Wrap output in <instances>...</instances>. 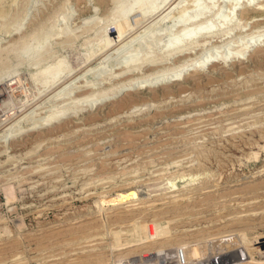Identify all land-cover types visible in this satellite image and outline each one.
<instances>
[{
  "label": "rangeland",
  "instance_id": "374dc122",
  "mask_svg": "<svg viewBox=\"0 0 264 264\" xmlns=\"http://www.w3.org/2000/svg\"><path fill=\"white\" fill-rule=\"evenodd\" d=\"M257 2L264 0H160L146 16L128 15L122 33L114 0H0V92L9 101L0 112V264L96 257L111 264L133 246L148 250L137 246L144 242L174 237L173 247L228 231L255 239L238 241L249 250L264 242V5ZM179 35L188 40L176 47L186 49L171 56L167 45ZM60 60L69 69L61 79ZM188 62L196 65L180 82H158ZM149 74L152 87L92 106L96 95ZM65 105L80 112L41 134L29 130ZM128 112L135 117L116 121ZM138 197L143 203L104 214L96 226L72 224L96 204ZM135 227L148 236L139 243Z\"/></svg>",
  "mask_w": 264,
  "mask_h": 264
},
{
  "label": "bare ground",
  "instance_id": "6f19581e",
  "mask_svg": "<svg viewBox=\"0 0 264 264\" xmlns=\"http://www.w3.org/2000/svg\"><path fill=\"white\" fill-rule=\"evenodd\" d=\"M99 1H102V0H99ZM115 1V6H114V11H113V14L112 15H114L115 17H113V19H115V20H117L116 21V23L118 24V29L119 30H121V29H123L121 32L123 33L124 32V29H125V31H126V27H127V24H126V21H127V17H128V15H130L132 12H140L141 14H143L144 16H146V15H148V13L152 10V9H154L155 10V6H157V4L159 3V1L160 0H131V2H129V3H127V5L126 6H120L118 3L116 4V2L118 1H120V0H114ZM258 1V0H257ZM162 2V1H161ZM160 2V3H161ZM164 2V1H163ZM162 2V3H163ZM198 2V1H197ZM252 2V1H251ZM254 2H256V0H254ZM245 3V2H244ZM164 4V3H163ZM251 4V3H250ZM159 5H161V4H159ZM255 5H256V9H259V8H261L260 6H262L263 7V5H264V3H259V2H257V3H255ZM259 5V6H258ZM249 7V6H248ZM259 7V8H258ZM156 8H158V6L156 7ZM171 8V7H170ZM154 10H152V12L154 11ZM171 10V9H170ZM67 11V10H66ZM183 11H185V10H183ZM182 11V12H183ZM235 11V10H234ZM169 12V11H168ZM1 14V13H0ZM150 14V13H149ZM169 14V13H168ZM183 14L184 13H182V16H183ZM153 15V14H152ZM180 15V14H179ZM56 16V15H55ZM142 16V15H141ZM143 16V17H144ZM181 16V17H182ZM19 18V17H18ZM25 18V17H24ZM21 19V18H20ZM37 19H39V18H37ZM57 19V18H56ZM24 20V19H23ZM22 20V21H23ZM46 20H48V18L46 17ZM143 20V19H142ZM166 20V19H165ZM168 20V19H167ZM39 21V20H38ZM90 21V20H89ZM141 21V20H140ZM180 21V20H179ZM183 21V20H182ZM31 22V21H30ZM35 22V21H34ZM46 22V21H45ZM57 23V22H56ZM88 23V22H87ZM138 23H139V20H138ZM183 23V22H182ZM44 23L42 22V25H43ZM85 24V23H84ZM22 25H23V22H22ZM21 25V26H22ZM31 25V24H30ZM41 25V22H39L38 24H37V26H40ZM53 25V24H52ZM87 25H89V24H87ZM94 25V24H93ZM179 25V24H178ZM194 25V24H193ZM219 25V24H218ZM29 26V25H28ZM43 26H45V24L43 25ZM42 26V27H43ZM54 26V25H53ZM91 26V25H90ZM204 27V26H203ZM202 27V28H203ZM208 27V26H207ZM51 27H49V30L51 31V29H50ZM150 28V27H149ZM39 29V28H38ZM37 29V30H38ZM40 29H41V26H40ZM57 29V28H56ZM148 29V28H147ZM158 29V28H157ZM204 29H206L207 30V28H205L204 27ZM33 30H36V29H33ZM36 30V31H37ZM42 30V29H41ZM40 30V31H41ZM72 30V29H71ZM118 30V32L119 33H121L120 31ZM144 30V29H143ZM151 30V29H150ZM195 30H197V29H195ZM194 30V31H195ZM58 31V30H57ZM198 31V30H197ZM201 32H202V30H200ZM208 31H209V28H208ZM207 31V32H208ZM38 32V31H37ZM64 32V31H63ZM70 32H72V31H70ZM117 32V33H118ZM131 32V31H130ZM205 32V31H204ZM203 32V33H204ZM41 33H42V31H41ZM48 33V32H47ZM51 33H53V34H55V33H57V32H51ZM50 33V35H52ZM58 33H59V31H58ZM57 33V34H58ZM74 33V32H73ZM125 33V32H124ZM139 33V32H138ZM193 33V34H192ZM191 34L192 35H194V33H198V32H192ZM30 34V33H29ZM32 34H34V31L31 33V35ZM40 34V33H39ZM61 34V33H60ZM66 34V33H65ZM70 34V33H69ZM191 34H190V36H191ZM201 33H199L198 35H200ZM209 34V33H208ZM36 35V34H35ZM38 35V34H37ZM37 35H36V37H37ZM102 36L104 35V34H101ZM122 35V34H121ZM138 35V34H137ZM150 35V34H149ZM202 35V34H201ZM30 36V35H29ZM29 36L27 37L28 38V41L30 40L29 39ZM53 36V35H52ZM52 36H50L51 38H52ZM55 36V35H54ZM66 36V35H65ZM68 36V35H67ZM123 36V35H122ZM152 36V35H151ZM195 36H196V34H195ZM258 36V35H257ZM25 37V36H24ZM35 37V38H36ZM40 37H41V35H40ZM46 37V36H45ZM142 37H143V35H142ZM193 37V36H192ZM203 37V36H202ZM210 37V36H209ZM254 37V36H253ZM38 38H39V36H38ZM38 38H36L37 40H38ZM136 38V37H135ZM147 38V37H146ZM196 38V37H195ZM194 38V40H196ZM201 38V37H200ZM32 39H34V36H33V38ZM40 39V38H39ZM110 39V38H109ZM174 39V38H173ZM191 39H193V38H191ZM190 39V42H192V40ZM104 40H106V39H104ZM139 40V39H138ZM184 40H188V38L186 39L185 38V35H179L178 36V38L175 40H172L170 43V45H167V46H171V48L172 49H170V50H168V48H167V50H168V52H169V54L172 56V53L173 54H175V55H180V54H182L183 53V50L184 49H186L185 47H182L183 45V43H184ZM20 41H21V39H20ZM39 41V40H38ZM41 41V40H40ZM39 41V42H40ZM107 41V40H106ZM119 41V40H118ZM144 41H145V39H144ZM264 41V40H263ZM10 42V41H9ZM19 42V41H18ZM22 42V41H21ZM25 42V41H24ZM34 42H35V39H34ZM33 42V43H34ZM42 42V41H41ZM40 42V43H41ZM143 42V41H142ZM156 42V41H155ZM183 42V43H182ZM187 42V41H186ZM206 42V41H205ZM255 42V41H254ZM20 43V42H19ZM26 43V42H25ZM25 43H23L22 42V46L23 45H26ZM31 43V42H30ZM180 43H182L181 44V46L179 47H176L177 45H180ZM196 43V42H195ZM202 43V42H201ZM257 43H259V42H257ZM18 44V43H17ZM32 44V43H31ZM101 44V43H100ZM149 44V43H148ZM204 44V43H203ZM254 44V43H253ZM252 44V45H253ZM260 44V43H259ZM49 45V44H48ZM48 45H47V47H48ZM188 45V44H187ZM187 45H186V47H187ZM197 45H199V44H197ZM196 45V46H197ZM205 45V44H204ZM255 45V44H254ZM258 45V44H257ZM11 46V45H10ZM19 46V45H18ZM21 46V45H20ZM19 46V47H20ZM28 46H30V44H29V42L27 43V45L25 46V47H27L28 48ZM149 46V45H148ZM152 46V45H151ZM166 46V47H167ZM174 46H175V48H174ZM192 46H194V45H192ZM248 46H251V44L250 45H248ZM2 47V46H1ZM24 47V48H25ZM51 47V46H50ZM110 47V46H109ZM145 47V46H144ZM154 47H155V45H154ZM252 47H254V46H252ZM15 48V47H14ZM23 48V47H22ZM27 48H25V49H27ZM52 48V47H51ZM182 48H184V49H182ZM9 49V48H8ZM16 49V48H15ZM18 49V48H17ZM24 49V50H25ZM137 49V48H136ZM188 49V48H187ZM208 49V48H207ZM248 48L246 47V50H247ZM249 49H251V48H249ZM253 49V48H252ZM47 50V49H46ZM130 50H132V48L130 49ZM210 50V49H209ZM50 51V50H49ZM92 51V50H91ZM100 51V50H99ZM141 51V50H140ZM40 52V51H39ZM129 52V51H128ZM151 52V51H150ZM153 52V51H152ZM251 52V51H250ZM127 53V52H126ZM131 53V52H130ZM185 53H186V51H185ZM239 53V52H238ZM247 53H248V50H247ZM92 54V53H91ZM241 54H243L244 55V53L242 52V53H240L239 54V57H237L238 59H240V55ZM116 55V54H115ZM118 55V54H117ZM169 55V56H170ZM216 55V54H215ZM92 56V55H91ZM95 56V55H94ZM93 56V57H94ZM147 56V55H146ZM200 56V55H199ZM108 57V56H107ZM166 57V56H165ZM210 57V56H209ZM248 57V56H247ZM5 58V57H4ZM148 58V57H147ZM217 58L218 57H216V60H217ZM3 58L2 57H0V60H2ZM91 59V58H90ZM115 59V58H114ZM140 59V58H139ZM152 60L151 61H149L148 63L146 62V64L148 65H150V64H152L153 65V63L155 64V62H154V58H151ZM189 59V58H188ZM206 59H208V58H206ZM212 59V58H211ZM214 59H215V57H214ZM222 59H224V58H222ZM246 59V58H245ZM133 60V59H132ZM131 60V61H132ZM134 60L137 62V58L135 59L134 58ZM150 60V59H149ZM157 60V59H156ZM209 60V59H208ZM207 60V61H208ZM130 61V60H129ZM143 61H144V59L142 60V62L141 63H143ZM145 61H148V59L146 60L145 59ZM2 62V61H1ZM63 62L64 61H62V60H60L57 64H56V68H55V72H56V74H57V78H59V77H61L62 76V78H63V75H66V74H68V72H69V69H67V67L66 66H64V64H63ZM184 62V61H183ZM186 62V61H185ZM191 62V61H190ZM201 62V61H200ZM204 62V61H203ZM203 62H201L202 64H203ZM129 63V62H128ZM158 63V62H157ZM194 63V62H193ZM189 64V62H188V64H186L183 68L181 67L180 69L178 68V70H177V72H176V74H177V76H173V78L174 79H172V80H168L166 77H165V79L163 78V80H160V79H162V78H159L158 80V82L159 83H164V82H169V83H176V81H179V79L182 77L181 75L183 74V73H188L189 72V70H187L188 68H193V66H195L196 64ZM200 63V64H201ZM144 64H145V62H144ZM145 64V65H146ZM205 64H207V63H205L204 62V64L203 65H205ZM135 65V64H134ZM139 65H141L140 64V62H139ZM138 65V62H137V66H139ZM146 65V66H147ZM197 65H199L198 63H197ZM127 66V65H126ZM136 66V65H135ZM144 66V65H143ZM103 67V66H102ZM179 67V66H178ZM200 67H202V65H199V68ZM128 68H130V67H128ZM138 68H140V67H137V69ZM142 68V67H141ZM198 68V67H197ZM196 68V69H197ZM198 68V69H199ZM132 69H134V70H136L135 69V67L134 68H132ZM131 69V71L133 72V70ZM106 70V69H105ZM168 70V69H167ZM91 71V70H90ZM111 71V70H110ZM104 72V71H103ZM122 72H126V74H129V72H130V70L128 71V69H126L125 71H122ZM120 73L121 75H123V74H125V73ZM138 72V71H137ZM152 72H154V71H152ZM157 72V71H156ZM161 72H163V71H161ZM170 72V71H169ZM168 72V73H169ZM150 73V72H149ZM155 73V72H154ZM166 73V72H165ZM164 73V74H165ZM170 73H172V72H170ZM86 74V73H85ZM95 74V73H94ZM102 74V73H101ZM137 74V73H136ZM160 74V73H159ZM163 74V75H164ZM167 74V73H166ZM146 75V74H145ZM153 75V74H152ZM70 76V75H69ZM68 76V77H69ZM84 76V75H83ZM111 76V75H110ZM109 76V77H110ZM116 76V75H115ZM150 76H151V74H149V75H147V76H143V77H141V76H135V78L133 77V79H131L130 81H124V82H122V84H120L118 87H116L115 89H113V90H111V91H109L108 93H106L105 92V94H102V95H98L99 97H97V95H96V98H95V96H94V98L95 99H90L92 102H94V104L92 105L93 107H94V105L96 104V105H99V104H105V103H109V102H113V101H115V100H119V99H121L123 96H125V95H129V94H133V93H137V92H139L140 90H145L146 88H148V87H150L151 86V84H148V82L151 80L150 79ZM154 76V75H153ZM153 76H151V78L153 77ZM161 76V75H160ZM155 77H156V75H155ZM172 77V76H171ZM186 77V76H185ZM184 77V78H185ZM154 78V77H153ZM183 78V77H182ZM59 79H61V78H59ZM55 80V79H54ZM57 80V79H56ZM50 81V80H49ZM154 81V80H153ZM58 82V81H57ZM96 82V81H95ZM156 82V81H155ZM180 82V81H179ZM59 83V82H58ZM48 84V83H47ZM87 84V83H86ZM86 84H85V86H86ZM91 84V83H90ZM155 84V83H154ZM50 85V84H49ZM79 85V84H78ZM83 86V85H82ZM88 86V85H87ZM90 86V85H89ZM154 86V85H153ZM163 86V85H162ZM168 86V85H167ZM46 87V86H45ZM80 88H81V86H79ZM152 87V86H151ZM159 87V86H158ZM166 87V86H165ZM165 87H162V88H165ZM84 88V87H83ZM157 88V87H156ZM167 88V87H166ZM62 89V88H61ZM76 89V88H75ZM150 90H152V89H150ZM154 90V89H153ZM63 94V93H62ZM62 94H60V95H62ZM65 94V93H64ZM71 94V93H70ZM92 94V93H91ZM59 95V96H60ZM66 95V94H65ZM58 96V97H59ZM89 96H90V94H89ZM88 96V97H89ZM3 96H1V92H0V112L2 111V110H4L5 109V107H6V105H8V100H5V99H3L2 98ZM66 97V96H65ZM69 97V96H68ZM88 97H86V98H88ZM85 98V99H86ZM60 99V98H59ZM70 99V98H69ZM72 99H73V97H72ZM89 99V98H88ZM88 99H86V100H88ZM10 100V99H9ZM58 100V99H57ZM71 100V99H70ZM68 101V100H67ZM65 102H66V100H65ZM75 102V101H74ZM73 102V103H74ZM84 102V101H83ZM60 103V102H59ZM63 103V102H62ZM72 103V102H71ZM77 104V103H76ZM80 104H81V102H80ZM66 106V105H65ZM73 106V105H72ZM71 107V106H70ZM89 107H91V106H89ZM96 107V106H95ZM67 108V109H66ZM66 108H65V110L63 109L61 112H59V113H55L56 115H51V117H48V119L46 120V119H44L45 121L44 122H42V123H40V124H38V123H34V124H32V125H34V126H36L35 124H38L36 127H32L31 129H29V130H31V131H35V130H37V132H38V129H47V128H51V127H54V126H56L57 127V124L59 123V122H61V121H63L66 117H68V116H72V115H74L75 113L76 114H78V112H80V111H77V110H79V108H74V107H72V108H70V109H68V107L66 106ZM74 108V109H73ZM84 107H82V109H83ZM151 108V107H150ZM54 109V108H53ZM52 109V110H53ZM81 109V110H82ZM85 109V108H84ZM86 109H87V107H86ZM6 110V109H5ZM149 110V109H148ZM8 111V110H7ZM44 111V110H43ZM5 112V111H4ZM53 112V111H52ZM145 111H143V113H144ZM7 113V112H6ZM136 113V112H135ZM134 112H133V114L134 115H131V114H129V112L128 113H126L125 115H124V113H123V115L121 114V116H118L117 117V119H116V121L117 122H119L120 123V121H122L123 120V118H133V117H135V114ZM141 113V112H140ZM139 114V113H138ZM12 116V115H11ZM53 116V117H52ZM25 117V116H24ZM22 119V118H21ZM31 119V118H30ZM42 119V118H41ZM148 119V118H147ZM39 120V119H38ZM115 120V119H114ZM2 121V120H1ZM30 121V120H29ZM34 121V120H33ZM43 121V120H42ZM124 121V120H123ZM40 122H41V120H40ZM114 122V121H113ZM1 123V122H0ZM21 123V122H20ZM15 124V123H14ZM14 126V125H13ZM16 126V125H15ZM59 126H60V124H59ZM12 127V126H11ZM26 127V126H25ZM27 127H28V125H27ZM26 127V128H27ZM8 128H9V126H8ZM7 128V129H8ZM21 128V127H20ZM19 128V129H20ZM123 128V127H122ZM6 129V130H7ZM25 129V128H24ZM53 129V128H52ZM9 130H11L10 128H9ZM9 130H7V131H9ZM12 131H14V129L12 130ZM18 131V130H17ZM33 131V132H34ZM46 131V130H45ZM2 132H3V130H2ZM16 132V131H15ZM32 132V133H33ZM40 132V131H39ZM38 132V133H39ZM42 132V131H41ZM123 132V131H122ZM13 133V132H12ZM21 133H22V131H21ZM36 133V132H35ZM45 133V132H44ZM124 133V132H123ZM129 133V132H128ZM4 135H5V133H3ZM17 134V133H16ZM15 133L13 134V135H16ZM39 134H41V133H39ZM119 134H120V132H119ZM122 134V133H121ZM12 134H7V137L8 136H10L11 138L12 137H14V136H11ZM123 135V134H122ZM130 135V134H129ZM3 136V135H2ZM121 136V135H120ZM1 137V136H0ZM5 137V136H4ZM16 137V136H15ZM39 137V136H38ZM129 137V136H128ZM6 138V137H5ZM120 138V137H119ZM129 139H132V138H129ZM6 140V139H5ZM4 140V141H5ZM11 142V141H10ZM13 143V142H12ZM15 143V142H14ZM46 143V142H45ZM2 145H4V144H2ZM6 145V144H5ZM1 146V145H0ZM81 155V154H80ZM85 156V155H84ZM87 157V156H86ZM78 158V157H77ZM80 159V158H79ZM73 160V159H72ZM101 162H103V161H101ZM97 164V163H96ZM124 172V171H123ZM178 178V177H177ZM174 182H176L175 180H174ZM174 182L171 184L172 186H171V189L170 190H173L172 192H169V193H173L174 191H175V189H177V186H175L174 185ZM181 182V181H180ZM168 184H170V183H168ZM254 185V184H253ZM169 187H170V185H169ZM168 187V188H169ZM180 189V188H179ZM178 192H179V190H178ZM101 197V196H100ZM148 197V196H147ZM102 198H104V195L101 197V198H99V199H102ZM143 198V197H142ZM142 200L143 199H141V197L139 198H129L127 201L126 200H124V201H122L121 203H118V204H111V203H109L110 205L109 206H104L103 204H96V210H94V211H92L91 213H86V214H81V215H79L77 218H75L76 220L75 221H73V223L72 224H79V226L80 227H85L86 229L88 228V227H93L94 225L96 226V224H98L99 223V218L101 217V216H103L104 214H107V215H109L110 213H117L118 214V210H117V208L118 209H128V208H131V209H134L136 206H138V205H140L141 203H143L142 202ZM98 203V202H97ZM145 203V202H144ZM89 210V209H88ZM116 211H118V212H116ZM124 211V210H123ZM123 211H121V212H123ZM131 211H133V210H131ZM120 213V212H119ZM106 215V216H107ZM118 216V215H117ZM116 219H117V217H115ZM74 219V218H73ZM119 219V218H118ZM90 220V221H89ZM88 221V222H87ZM63 222V221H62ZM69 223V222H68ZM232 223V222H231ZM235 224V223H234ZM233 224V225H234ZM74 225V226H75ZM232 225V226H233ZM69 226V225H68ZM105 226H106V224H105ZM67 227V226H66ZM73 226H71V228H72ZM77 227V226H76ZM223 227V226H222ZM6 228V227H5ZM70 228V227H69ZM75 228V227H74ZM89 228V229H90ZM226 228V227H225ZM220 229V228H219ZM227 229V228H226ZM5 230V229H4ZM52 230V229H51ZM62 230V229H61ZM64 230V229H63ZM70 230H71V234H72V230L73 229H69V232H70ZM79 231H80V229H78ZM6 231V230H5ZM58 231H59V229H58ZM74 231H75V229H74ZM85 230L83 229V232H84ZM245 231V230H244ZM248 231V230H247ZM65 232V231H64ZM68 232V233H69ZM75 232H77V231H75ZM74 232V234H76ZM81 232V231H80ZM215 232V231H214ZM230 234H232V232H230V231H228ZM227 232V234H226V232L224 233L225 235H228L229 233ZM9 233V232H8ZM49 233V232H48ZM53 233V232H52ZM67 233V234H68ZM206 233V232H205ZM208 233V232H207ZM240 233V232H239ZM7 234V233H6ZM162 233L160 232V233H158V234H151V236H153V238L154 237H157V236H159L160 235V237L162 236H164L163 234L161 235ZM223 234V233H222ZM224 234H223V236L220 234V237H215V236H217V234H210V235H207V234H205V236H199L200 238H197L196 239V237L195 238H193V240H191V241H187V242H184V241H182V240H180V242H178V245H186V247H187V249L189 250V253H190V255L194 258V257H205V258H211V257H213V256H216V255H218V254H220V253H225V252H228V251H236V250H238V251H244V252H246V253H248V255H249V258H251V257H253V255H254V253L255 252H257L258 251V247H256V249H254V250H249V249H246V248H244L243 246H244V244H245V246H249V244L252 242V241H254L253 239H251V237L248 235V234H246L245 232H241V236H240V239L241 240H239V238L237 239V237L235 238V237H233V236H235V235H233V236H230V234L228 235V236H224ZM233 234H236V232L234 231V233ZM8 235H10V234H8ZM7 235V236H8ZM56 235V234H55ZM65 235V234H64ZM69 235H70V233H69ZM207 235V236H206ZM238 235V234H237ZM132 236H134V237H136L134 240H133V242L135 241V242H138V241H140V240H142L145 236H144V234H143V232H142V230L140 229V228H138V227H135L134 228V234L132 235ZM219 236V235H218ZM257 236V235H256ZM146 237H148V236H146ZM159 237V238H160ZM165 237H166V235H165ZM164 237V238H165ZM261 237H264V235H262V236H260L259 235V238L260 239H264V238H261ZM158 238V237H157ZM163 238V239H164ZM174 238V237H173ZM173 238H171L172 240H169V239H167V237L165 238V240H160V241H157V239L156 238H154V239H156V240H153V241H150L149 243H146V242H144L143 244L141 243L140 245H137V246H144V245H146V246H144L146 249H162V248H165V246H167L168 244H170L169 246H171V244H173ZM182 238V237H181ZM253 238V237H252ZM254 238H256V237H254ZM179 239V238H178ZM195 239V240H194ZM169 240V241H168ZM184 240H185V237H184ZM257 240H258V238H257ZM0 241H5V238H0ZM147 241V240H146ZM154 241H156V242H154ZM175 241H177V240H175ZM238 241H241V242H243L242 243V245L243 246H238ZM256 241V240H255ZM259 242H260V240H258ZM129 242H131V241H129ZM141 242V241H140ZM5 242H3V243H0V245H2V244H4ZM139 243V242H138ZM255 244L257 243V242H254ZM253 243V244H254ZM262 243V242H261ZM252 244V243H251ZM178 245H172L173 247L175 246H178ZM134 247H136V246H133V247H131V248H129V249H125L126 251H124V252H121L120 254H119V256L117 257V259H115L116 260V263H120L121 261H122V259L124 260V259H126V258H128V257H131V256H133L134 254H136V252H137V250L139 249V248H134ZM145 248H143V249H145ZM167 248H168V246H167ZM171 248V247H170ZM3 250V249H2ZM138 251H140V249L138 250ZM117 256V255H116ZM83 257V256H82ZM76 260V259H75ZM104 257H96V258H93V259H91V258H86V259H81V258H79V260L77 259L74 263H69V264H102L103 262H105V261H107L108 262V260H104ZM121 260V261H120ZM16 261V260H15ZM74 261V260H73ZM120 261V262H119ZM70 262V261H69ZM115 262V261H114ZM22 263V262H21ZM27 263V262H26ZM68 263V262H67ZM106 263V262H105ZM104 263V264H105ZM20 264V263H19Z\"/></svg>",
  "mask_w": 264,
  "mask_h": 264
},
{
  "label": "built area",
  "instance_id": "2783aa9c",
  "mask_svg": "<svg viewBox=\"0 0 264 264\" xmlns=\"http://www.w3.org/2000/svg\"><path fill=\"white\" fill-rule=\"evenodd\" d=\"M258 251L249 258L244 251H228L211 258L192 257L186 245L162 249H148L139 251L120 263L111 264H264V242L255 244Z\"/></svg>",
  "mask_w": 264,
  "mask_h": 264
}]
</instances>
